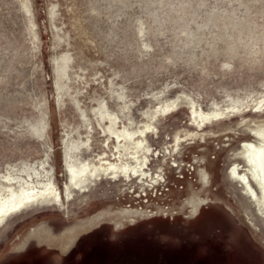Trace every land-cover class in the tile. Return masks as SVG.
Wrapping results in <instances>:
<instances>
[{
  "label": "rangeland",
  "instance_id": "374dc122",
  "mask_svg": "<svg viewBox=\"0 0 264 264\" xmlns=\"http://www.w3.org/2000/svg\"><path fill=\"white\" fill-rule=\"evenodd\" d=\"M263 130L264 0H0V264H264Z\"/></svg>",
  "mask_w": 264,
  "mask_h": 264
},
{
  "label": "bare ground",
  "instance_id": "6f19581e",
  "mask_svg": "<svg viewBox=\"0 0 264 264\" xmlns=\"http://www.w3.org/2000/svg\"><path fill=\"white\" fill-rule=\"evenodd\" d=\"M251 94V93H250ZM238 101V100H237ZM58 102L60 103V99L58 98ZM81 117H82V120L85 122V124H86V126L88 127V129H92V125H91V122L88 120V118L86 117V115L84 114V113H81ZM65 138H67L68 137V130H66L65 131ZM254 135V134H253ZM252 135V136H253ZM254 137V136H253ZM262 140H261V142L258 140V142L256 143V142H253V141H243L242 142V144L244 143H248V142H252V143H254L255 145H256V147H258V146H260V148H259V150H258V154L256 155V157H257V161L255 162V164H256V167L258 168V166H260V169H263L264 168V136H262ZM64 141V140H63ZM66 141V140H65ZM88 142V141H87ZM87 142L86 143H82V145L83 146H86L87 145ZM251 147H253V146H251ZM255 147V146H254ZM65 148H67V151H66V156H67V160H68V163H70V162H73V160H75V159H73L71 156H70V151L72 150V149H74L75 151H78L79 152V149L81 148V146L80 145H74V147H69V145L68 146H65ZM250 150V149H249ZM250 158H251V154L249 153V161L251 162V164L253 165V166H255V164H254V162H252L251 160H250ZM64 159H66V158H64ZM77 160V159H76ZM65 162H67V161H65ZM252 165H250L251 167H252ZM256 167H253V171L255 172V174L257 175V171H256ZM70 171L72 172V169L70 168ZM200 174V176L198 177L199 178V183H200V185H201V187L202 188H204V189H206L208 186H209V184H210V179H209V174L200 166L199 167V169H198V175ZM258 177V176H257ZM8 178V177H7ZM7 178H5V179H7ZM258 180V183H259V187H260V189H261V198H262V200H261V204L264 206V183L262 182V181H260L259 180V178L257 179ZM197 199H199V201L201 202H198L197 201ZM202 199H204V198H202V197H200L199 195H197V194H195L193 197H191L190 199H188L187 201H186V203H187V205H188V207H189V216H191V217H194L196 214H197V212H198V210H199V208H200V206L201 205H203L205 202H207V200L206 201H201ZM215 203H217V202H215ZM207 204H208V202H207ZM219 207V206H218ZM111 213V212H110ZM128 214L129 213H121V214H118V215H112V218H110V217H101V218H98L97 220H95V221H91L90 223H88V224H86V225H83V226H80V227H73V228H63V230L60 232V236L62 237V241H61V247H62V249L63 250H66V249H68L73 243H74V241H76L75 239H76V237H77V234H78V232L80 231V230H85V229H87V228H89V227H91V226H94V225H96V224H98V223H100V222H102V221H104V220H109V221H111L112 222V224L115 226V228H119L120 229V227H122V226H124V223H135L138 219H141V218H144V217H146L145 215H143V217L141 216V215H137V216H139L138 218H136V217H130V216H128ZM169 217V216H168ZM232 217V216H231ZM148 218V217H147ZM172 218V217H171ZM189 219V218H188ZM180 223V222H179ZM111 224V225H112ZM97 227V226H96ZM179 227V226H178ZM243 228V227H242ZM241 227L239 228L240 230L242 229ZM41 231V230H40ZM185 231V230H184ZM87 232V231H86ZM158 232V231H157ZM183 232V231H182ZM36 233H37V231H36ZM38 233H41V232H39L38 231ZM43 233H46V234H49L50 233V231H48V232H45V230L43 231ZM160 233V232H159ZM181 233V232H180ZM184 233V232H183ZM183 233H181V234H183ZM83 234V233H82ZM228 234V233H227ZM159 235V234H158ZM170 235V234H169ZM244 236H245V234H244ZM224 237V236H223ZM231 237V236H230ZM247 237V236H246ZM174 238V237H173ZM231 239V238H230ZM249 239V238H248ZM247 239V240H248ZM227 241V240H226ZM250 241V240H249ZM251 244H253V243H251ZM74 245V244H73ZM253 246V245H252ZM255 246V245H254ZM43 247V246H42ZM72 247V246H71ZM45 248V247H44ZM255 248V247H254ZM35 250H36V248H35ZM51 250V249H50ZM260 250V249H259ZM53 251V250H52ZM55 251V250H54ZM57 252V251H56ZM22 253H20V255H21ZM32 254V253H31ZM59 254V253H58ZM20 255H18V256H20ZM28 255H30V254H28ZM16 256V255H15ZM32 256V255H31ZM30 256V257H31ZM17 259V258H16ZM20 259H22V258H20ZM31 259V258H30ZM19 261V260H18ZM16 262H17V260H16ZM10 263V262H9ZM13 263V262H12Z\"/></svg>",
  "mask_w": 264,
  "mask_h": 264
},
{
  "label": "flooded vegetation",
  "instance_id": "af4514ba",
  "mask_svg": "<svg viewBox=\"0 0 264 264\" xmlns=\"http://www.w3.org/2000/svg\"><path fill=\"white\" fill-rule=\"evenodd\" d=\"M264 131V130H263ZM258 133H260V134H258ZM257 140H259L260 142H261V140L263 139L262 138V136H264V132H257V133H255L254 135H253ZM244 144V143H243ZM179 146V145H178ZM245 148H249L250 147V154H251V158H250V160L252 161V162H254V164H255V162L257 161V157H256V155L258 154V150H259V148H260V146H258V147H256V145L254 144V143H250V142H246L245 143ZM251 146H253V147H251ZM255 146V147H254ZM177 150H178V148H177ZM248 150V149H247ZM247 150L244 152V158H245V161H246V163L249 165V167H250V172H252V174L254 175L255 174V172L253 171V168L250 166V164H249V162H248V158H247ZM257 164V163H256ZM256 164H255V166L254 167H256ZM256 171H257V175L255 174L254 176L257 178V176H258V178H259V180L260 181H262L263 183H264V168L263 169H260V166H258V168L256 167ZM200 176V174L198 175V177ZM255 178V179H256ZM258 185V187H259V184H257ZM260 188V187H259ZM260 191H261V189H260Z\"/></svg>",
  "mask_w": 264,
  "mask_h": 264
}]
</instances>
